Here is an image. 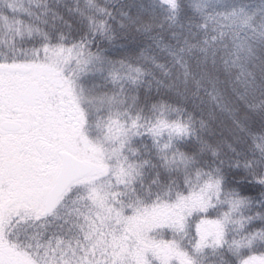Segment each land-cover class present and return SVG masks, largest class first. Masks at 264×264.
<instances>
[{
    "label": "snow or ice",
    "instance_id": "obj_1",
    "mask_svg": "<svg viewBox=\"0 0 264 264\" xmlns=\"http://www.w3.org/2000/svg\"><path fill=\"white\" fill-rule=\"evenodd\" d=\"M249 8L0 0V92L44 73L79 151L36 196L0 176V264H264V0Z\"/></svg>",
    "mask_w": 264,
    "mask_h": 264
},
{
    "label": "rangeland",
    "instance_id": "obj_2",
    "mask_svg": "<svg viewBox=\"0 0 264 264\" xmlns=\"http://www.w3.org/2000/svg\"><path fill=\"white\" fill-rule=\"evenodd\" d=\"M51 88L44 73L20 70L7 98L0 92V121L8 116L21 124L16 133H0V176L7 175L24 196L48 192L60 169L61 152L77 159L79 156L73 140L72 113L66 114L62 106L41 103ZM35 113L41 114L42 123L31 118ZM36 128L40 129L38 135H30ZM37 168L42 170L39 176L35 174ZM8 259L10 264H20L22 258L9 253Z\"/></svg>",
    "mask_w": 264,
    "mask_h": 264
},
{
    "label": "water",
    "instance_id": "obj_3",
    "mask_svg": "<svg viewBox=\"0 0 264 264\" xmlns=\"http://www.w3.org/2000/svg\"><path fill=\"white\" fill-rule=\"evenodd\" d=\"M2 127L4 129H8V130H16L18 128V125L13 124V123H4V124H2ZM60 161H61L60 170H59V172L55 178V181H54L52 188L55 186V183L57 180L63 179V178H65L71 174L70 168L67 167L68 165L76 166L78 163V159L75 158L70 153H67V152H61L60 153ZM52 188H51V190H52Z\"/></svg>",
    "mask_w": 264,
    "mask_h": 264
},
{
    "label": "trees",
    "instance_id": "obj_4",
    "mask_svg": "<svg viewBox=\"0 0 264 264\" xmlns=\"http://www.w3.org/2000/svg\"><path fill=\"white\" fill-rule=\"evenodd\" d=\"M70 2H72V0H70ZM249 2L252 4L253 8L257 7V6L260 4V0H249ZM253 8H249V9H248V13H249V15L252 14ZM135 12H136V9L133 8V9H132V14L135 15ZM261 15H264V13L257 12V13L255 14V16H254L253 21H250V23H251V22H257V23H258V22L260 21V17H261ZM217 116H218V125H219V123H221V122H222L223 124H225V125H230V124H231V121H230V119H229L227 113H221L220 110L217 109ZM225 135H227V133H225ZM224 150L227 151V146H226V145L224 146ZM150 220H152L151 222H149V223H151V224H154V223L156 222V218H154V217L149 218V221H150ZM159 231H160V230L157 229V232L154 233V234H158Z\"/></svg>",
    "mask_w": 264,
    "mask_h": 264
},
{
    "label": "flooded vegetation",
    "instance_id": "obj_5",
    "mask_svg": "<svg viewBox=\"0 0 264 264\" xmlns=\"http://www.w3.org/2000/svg\"><path fill=\"white\" fill-rule=\"evenodd\" d=\"M4 123H13V124H17V125H18V128H17L16 130H8V129H4V128L2 127V124H4ZM20 129H21V124H20V122L17 121V120H12V118H9L8 116H7L5 119H3V120L0 121V133H1V134H3V133H16V132H18ZM59 157H60V154H59ZM60 166H61V161H60ZM59 170H60V169H59ZM58 172H59V171H58ZM57 174H58V173H57ZM57 174H56V176H57ZM56 176L54 177L53 182H52V185H51V187H50V189H49L48 191L51 190V188H52V186H53V184H54V181H55Z\"/></svg>",
    "mask_w": 264,
    "mask_h": 264
}]
</instances>
